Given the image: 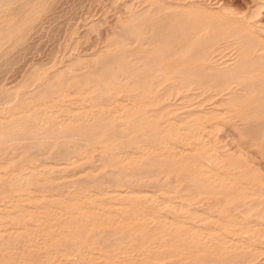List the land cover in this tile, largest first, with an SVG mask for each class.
<instances>
[{"label":"bare ground","instance_id":"bare-ground-1","mask_svg":"<svg viewBox=\"0 0 264 264\" xmlns=\"http://www.w3.org/2000/svg\"><path fill=\"white\" fill-rule=\"evenodd\" d=\"M23 1L0 0L2 20ZM157 6L122 25L146 48L114 55L113 43L91 72L38 70L20 85L31 94L0 95V264H264L263 177L245 171L255 152L215 141L229 127L264 152V58L239 27ZM61 97L62 121L47 104Z\"/></svg>","mask_w":264,"mask_h":264},{"label":"rangeland","instance_id":"rangeland-1","mask_svg":"<svg viewBox=\"0 0 264 264\" xmlns=\"http://www.w3.org/2000/svg\"><path fill=\"white\" fill-rule=\"evenodd\" d=\"M152 4L154 5L153 8H155L157 5H159V7L162 5V7L166 8L168 6L170 7L179 6V4H180V7L184 6L185 9H188V7H194V9L196 10V16L201 17L200 26H202L203 24L204 25L212 24V26H216V24L219 22L217 27L223 28L224 23L226 21L225 26L230 27L228 29H233V26L236 29L239 27V29L244 30V33L247 36V38L245 39L246 40L245 45L252 46L253 44L254 45L253 50L257 52V53L255 52V54H253L254 51L253 53L251 52L250 58L254 60H257L258 57L259 58L261 57L262 59L264 58V49H263L264 47V39H263L264 38V0H175V1L173 0H144V1L143 0H117V1L116 0H26L14 6V9H17L21 5H24L25 11L21 10L19 12H16L17 16L12 18L11 19L12 21H10V23L4 22L0 16V95H1V98L2 96L3 97L5 96L4 98H6L7 96L10 95V92L13 93L14 96L18 95V97L17 96L11 97L12 96L11 95L9 97L10 100L8 102L10 103V102H13L12 98H14V100L15 98L19 99L18 93H20V95L22 93L31 94L32 92L31 87L29 88L26 86L27 89H25L26 87L20 88V85L24 84L27 81L26 78H30V76H32V74H35V73L40 74L43 71V74L46 73L44 74L45 76L49 73L47 76L52 77L50 76L51 73L53 74L62 69L63 79L65 80V78H67V80H69L70 77L73 78L74 76L75 78L77 76H80L81 73H86L88 71L91 72L93 70L92 68L93 65H95V63L93 62V60H91V58H93V56L96 55L98 52L106 50V48H108V46L110 45H113V43H114L113 46L115 47H117L118 45L121 46V44H123V46L121 47L118 46L119 48L117 47L115 48V50L113 48V51L117 52V53L114 52L115 53L114 54L111 51L114 55H117V54L121 55V53L123 52H124L123 54H130L132 52H135L136 50L139 49V46L138 48L135 47L136 45H140V47L144 45L142 47L146 48L147 46H145V44H148V43H147V40H145L146 42L144 41V43L143 41L140 40L141 38H144L142 35L133 34L137 38L135 37V40H134V36L132 35L133 39L132 38L130 39V33H128L129 34L128 35L126 32H124L123 28L125 27L127 21L131 19L132 16L134 17L136 16L134 15L135 13L136 14H138L139 12L142 13L143 11L147 9L152 10L153 9L152 7L150 8L148 7V6H152ZM170 4L173 6H171ZM1 12H2V9L0 8V15H1ZM125 18H128V19H125ZM212 21L215 23V25H213L214 23ZM18 22L21 24H19ZM122 25L124 26L123 28H122ZM227 27L226 28L224 27V28L227 29ZM141 33H144V28L141 29ZM108 36L109 38L110 37L111 38L109 39ZM121 37L125 43H123ZM138 37H141V38L139 39ZM138 39L141 42L139 41L140 43L137 42V44L135 45ZM252 39H254L255 41H252ZM226 40L224 41L223 39L222 42L224 43H222L221 41L220 42L217 41V43L218 44L221 43L219 44L220 46L222 44H223L222 46L227 45L226 46L227 49L225 50L226 53H229L230 51L231 53H234L235 51L234 50L235 47L233 46L234 40L232 42V40L228 39L229 41H231L230 42L232 43L231 45H229L230 44L229 41H226ZM108 42L109 44H107ZM232 46L234 49L232 48ZM133 47L136 49H133ZM110 48H111L110 50H112V46ZM119 49L122 50L120 53H119ZM259 52L260 54L262 53L263 54L260 55ZM256 54H258L259 56H257ZM254 56L257 58H255ZM165 59L166 58L162 59V63H166V62L170 63V61L172 62V60L168 62V61H165ZM166 60H168V58ZM77 61H79L81 64ZM78 63L80 65H78ZM76 66L79 68L80 72L78 71V68ZM33 69L34 71L32 72ZM38 70H40V73L37 72ZM65 71L68 74H64ZM70 72L72 73L69 74ZM155 77H154V80H155ZM51 82L52 81H50V83ZM111 84L116 85V82L112 83L111 81ZM15 87H17L16 88L17 90L15 89ZM10 88L15 89V90L14 91L9 90L10 92L9 91L5 92L6 90ZM69 89H71V87L67 89V92L69 91ZM71 90H74V89L72 88ZM71 90L69 91L70 93L73 92ZM24 97L26 98L27 95H24ZM18 99L15 100L14 102L16 103ZM70 99L71 98L66 99V97H61V101L59 99V101L56 102L55 104L51 102V99H49L47 102V104L49 105L50 104H52V106L54 105L53 106L54 111L60 108V110H57V111H60L59 113L61 117L60 121H62V118H65L67 114L69 116L72 115L68 111L70 108V106H68V102L70 101ZM82 99L88 100V98L86 99L82 98ZM15 103H13V105ZM58 103H60V105ZM82 103L73 106L72 109L74 110L75 107L81 108L82 105H84V102ZM87 103L88 101H86L83 108H85V106L89 107L91 105L90 102L88 103V105H86ZM49 105H47V107L45 108L46 111L53 110L52 108L49 109V107L51 106ZM162 106L164 107L167 105L164 104ZM166 113L167 112H162V115H166ZM242 124L244 126L245 122H243ZM228 128L229 127H227L225 130L220 131L221 133L218 132L215 134L216 135L215 141L217 143L216 145L220 147H224L227 150L228 149L230 150L226 152H230V153L233 152L234 154H236L237 146L235 145L240 143L245 149L252 150L251 152H255L252 154L258 160L256 158H253L252 156V159L249 160L251 161L252 164L250 162H247V165H246L247 167L245 171L246 173H248V171L250 172L252 170L253 171V172L251 171L252 173L259 175L261 178L263 177V180L260 179L261 184L258 187L260 188V190L262 189L264 190V169H262V167L264 168V152L263 151L258 152L256 148L251 146V144H253V141L255 139H253L251 136H248L246 132H243V133L240 131L233 132L231 128H229L230 130H228ZM224 131H227V132H224ZM232 133H235V135ZM231 139H235L236 143L234 144L233 142L234 140H231ZM238 140L241 142H238ZM257 143L261 144L259 141H257ZM231 149H232V152H231ZM76 152H78V155H81V157H83L82 154L83 155L87 154V153H84L85 152L84 150L82 151L78 150ZM73 153H70V154L75 156V154ZM76 156H77V153H76ZM0 158L2 159L1 160L2 162L4 160L5 161L7 160V157H5L4 155H1ZM254 160H255V163H254ZM240 163L244 164L243 161ZM255 168H256L257 173L254 172ZM252 173H248L247 175H252ZM257 175H254V176L257 177ZM260 186H263V187H260ZM263 190L261 191L262 194H264ZM51 195H55V192H53ZM228 236H230V234H228ZM241 236L244 237V235H241ZM263 242L260 244L258 243V245L263 244Z\"/></svg>","mask_w":264,"mask_h":264}]
</instances>
